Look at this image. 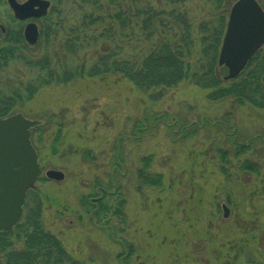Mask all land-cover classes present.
I'll return each instance as SVG.
<instances>
[{
    "label": "rangeland",
    "instance_id": "1",
    "mask_svg": "<svg viewBox=\"0 0 264 264\" xmlns=\"http://www.w3.org/2000/svg\"><path fill=\"white\" fill-rule=\"evenodd\" d=\"M80 2L54 0V12L41 26L44 35L34 48H24L30 60L49 54L50 66L58 70L51 83L42 84L47 77L21 59L0 73V97L22 98L12 114L40 121L30 139L41 174L26 196L23 214L41 201L44 229L82 264H264V109L208 103L204 92L187 82L152 102L119 75L84 74L62 81L63 70L86 72L103 43L109 44L108 52L114 48L99 33L103 25L86 28L84 17L93 8ZM182 8L194 29L211 10L204 0H186ZM76 37L81 41L71 54L65 41ZM117 43L126 57L138 50L136 41L119 38ZM26 87H34L32 95ZM160 112L170 122L177 118L181 125L196 126L188 123L182 131L171 123L154 129L142 125L148 122L144 117ZM235 141L250 147L235 155ZM222 151H227L223 159ZM150 155V170L163 174V186L138 190L136 170ZM246 159L258 165L257 172L240 169ZM116 166L113 178L120 190L112 203L124 201V216L122 223L114 217L110 223L123 242L96 226L80 203L82 195L93 194L96 181L109 182ZM52 169L62 171L64 179L46 178Z\"/></svg>",
    "mask_w": 264,
    "mask_h": 264
},
{
    "label": "trees",
    "instance_id": "2",
    "mask_svg": "<svg viewBox=\"0 0 264 264\" xmlns=\"http://www.w3.org/2000/svg\"><path fill=\"white\" fill-rule=\"evenodd\" d=\"M157 1L158 7L148 2L140 3L137 0H81V5L93 8L84 17L87 21L86 28L97 27L98 29V25H103L102 29L99 28L101 29L99 33L103 35L102 39L108 37L111 45L114 44V48L108 52L109 44L103 43L101 54L86 72L81 69L80 74H76L77 69L63 70L60 74L63 76L62 81L67 82L73 77L84 74L87 77L119 75L128 80L138 91L147 95L152 102L160 100L166 91L177 87L178 84L187 82L203 91L208 103L230 101L233 108L249 106L263 110L264 46L257 51L236 78L224 80L227 70L218 65L227 16L231 5L236 0H204L211 7L209 18L202 20L195 29L186 10L182 8L186 0ZM258 3L264 10V3L260 1ZM107 21H109L108 24H106ZM41 35H44V32ZM119 38L136 41L137 52L133 56H124L123 48L117 43ZM79 41H81L80 37L68 38L65 41L66 50L73 54V48H77ZM24 50H4L6 66L14 59L27 61L26 63H30L39 70V73L47 77L42 84L51 83L57 76L58 70L50 66L49 54L44 53L30 60L25 56ZM3 67L1 64L0 70ZM25 90L28 95H32L34 87H26ZM19 99L22 98L18 94L14 97L1 96L0 118L11 115L12 108ZM165 114L164 112L152 113L147 118L144 117L143 121L148 122L142 125L147 129L151 127L154 129L158 123L166 127H170L168 123H171L182 131L186 130L189 122L181 125L180 119L177 118L170 122ZM137 123H140V120ZM148 124L150 128L147 127ZM219 125L222 126V123ZM188 126L196 125L195 122H190ZM140 132H145V129L141 128ZM249 147V143L235 141L234 153L242 154ZM226 153L227 151H222V159ZM152 158L150 155L140 159V165L136 170L139 181L138 190L142 186L150 188L163 186V174L150 170ZM239 167L244 172H257L258 169V165L249 159L243 160ZM114 168L117 171L118 167L112 168L109 182L96 181L93 194L82 195L80 203L96 226L110 231L115 241L123 242L122 239L114 237L117 227L110 223L112 217L122 223L123 220L120 219L124 216V201L112 203L113 199L116 200L115 194L120 190L118 181H114L113 178ZM221 168L223 171L226 169L224 166ZM31 192L32 189L28 190L26 196ZM99 192L102 195L101 198L93 200L92 198L99 197ZM34 203V206L22 215L21 220L11 230L0 232V264H82L66 250L59 238L44 229L41 221V201L36 199ZM103 220L106 222L104 223ZM18 242L21 243V248L16 249L14 245Z\"/></svg>",
    "mask_w": 264,
    "mask_h": 264
},
{
    "label": "water",
    "instance_id": "3",
    "mask_svg": "<svg viewBox=\"0 0 264 264\" xmlns=\"http://www.w3.org/2000/svg\"><path fill=\"white\" fill-rule=\"evenodd\" d=\"M10 0L16 15L23 18V7ZM46 2L39 3L36 15L45 14ZM26 42L35 45L38 31L30 24L24 31ZM264 46V10L257 0H236L230 7L226 29L218 55V65L227 69L224 80L236 78L248 62ZM39 121L25 118L21 113L0 118V232L9 231L21 219L26 193L33 188L41 170L30 140V129ZM48 179L61 181L64 174L48 170ZM226 218L228 209L222 206Z\"/></svg>",
    "mask_w": 264,
    "mask_h": 264
},
{
    "label": "flooded vegetation",
    "instance_id": "4",
    "mask_svg": "<svg viewBox=\"0 0 264 264\" xmlns=\"http://www.w3.org/2000/svg\"><path fill=\"white\" fill-rule=\"evenodd\" d=\"M11 1H14L18 5H24L29 0H11ZM40 1L41 2L44 1L47 3L46 12L45 14L36 15L38 13V10L40 9L39 8ZM31 3H32L31 5H27L23 7V10L21 12L23 18H20L16 15L14 10L12 9L10 0H0V65L2 64L4 66L0 70V73L6 67L5 59H4V50L6 49L21 50L24 48H34L39 41L41 33L43 32L41 30V26L44 25V22L48 23L47 20L49 16H51L54 12L53 11L54 0H32ZM30 24H34L38 31V41L35 45L28 44L24 37V31L26 27ZM101 196L102 195L100 193L99 197L92 199L97 200L100 199Z\"/></svg>",
    "mask_w": 264,
    "mask_h": 264
}]
</instances>
